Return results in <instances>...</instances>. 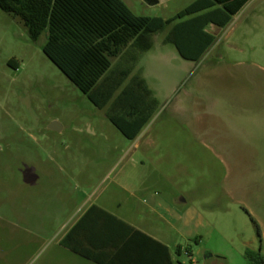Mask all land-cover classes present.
Here are the masks:
<instances>
[{"label":"rangeland","instance_id":"obj_1","mask_svg":"<svg viewBox=\"0 0 264 264\" xmlns=\"http://www.w3.org/2000/svg\"><path fill=\"white\" fill-rule=\"evenodd\" d=\"M121 1L163 19L190 4ZM169 29L135 52L157 106L128 140L45 56L46 33L34 42L0 10V264H58L89 205L164 242L172 264H264V0L198 62L164 43Z\"/></svg>","mask_w":264,"mask_h":264},{"label":"trees","instance_id":"obj_2","mask_svg":"<svg viewBox=\"0 0 264 264\" xmlns=\"http://www.w3.org/2000/svg\"><path fill=\"white\" fill-rule=\"evenodd\" d=\"M247 1L217 7L213 0H195L170 19L136 16L121 0H0V10L18 16L32 41L46 33L45 56L96 108L106 109V118L124 137L134 140L150 121L157 101L146 81L132 76L131 66L114 70L112 60L128 47L150 50L153 36L170 26L164 43L173 44L183 60L198 62L216 43L208 27L224 28ZM96 213L103 215L102 223L87 229V219ZM82 231L86 241L76 243L73 238ZM257 233L261 236L258 226ZM136 244L172 264L167 246L97 205L90 206L62 242L96 264H121Z\"/></svg>","mask_w":264,"mask_h":264},{"label":"crops","instance_id":"obj_3","mask_svg":"<svg viewBox=\"0 0 264 264\" xmlns=\"http://www.w3.org/2000/svg\"><path fill=\"white\" fill-rule=\"evenodd\" d=\"M190 2L188 3H192L195 0H189ZM215 2V4L217 5V7H222L225 4L234 2L236 0H213ZM254 0H248L246 2V4L242 7V9L236 14L239 15L241 14L244 10H246V8L253 2ZM150 4L152 5H156L159 4L161 2V0H149ZM189 5V4H188ZM235 15V16H236ZM234 17V16H233ZM221 29H217L214 26H209L208 27V31L214 33L215 35L220 31ZM217 31V32H216ZM128 53L126 55V53L122 52V54H120V56H118L117 58H114L112 60V68L114 70H116L117 68L120 67H124V66H131V63L135 61V52L136 50L134 48L128 47ZM136 55L138 56V53L136 52ZM144 79V78H143ZM145 80V79H144ZM144 129V128H143ZM143 131V130H142ZM141 131V132H142ZM141 134V133H140ZM139 134V135H140ZM139 135L137 136V138L139 137ZM136 138V139H137ZM135 140V139H134ZM89 205L87 207H77L74 212L72 213L71 217L68 219V224H67V228L65 229V231L58 237V246L69 252L70 255H61L60 261L58 264H96L95 262L88 260L78 254H75L71 251H69L68 249H66L63 245L62 242L64 240V238L66 237V235L68 234V232L84 217V215L87 213V211L90 209ZM102 210L108 212L109 214L117 217L118 219L126 222L127 224L131 225L132 227H134L135 229L141 231L142 233L148 235L149 237L153 238L154 240L162 243L163 245L167 246L164 242L158 240L157 238L151 236L150 234L142 231L141 229H139L136 226H133L130 222L126 221L125 219H123L122 217L114 214L113 212H111L110 210H107L103 207H100ZM102 218L103 215L96 213V215H93L91 217H89V219H87V222L85 223V227L88 229L89 227H95V226H100V224L102 223ZM80 235L75 236L73 238V240L76 243H85L86 241V232L82 231L81 233H79ZM133 248L135 249V251L132 254L129 255H125L121 260V264H165V259L162 256L157 255L154 252L151 251H147L144 252L143 247L141 248L140 245H132ZM168 247V246H167ZM171 256V253H170ZM171 261H172V257H171Z\"/></svg>","mask_w":264,"mask_h":264},{"label":"water","instance_id":"obj_4","mask_svg":"<svg viewBox=\"0 0 264 264\" xmlns=\"http://www.w3.org/2000/svg\"><path fill=\"white\" fill-rule=\"evenodd\" d=\"M147 1H149V0H147ZM58 125L56 124V123H53L52 125H51V129H56V127H57Z\"/></svg>","mask_w":264,"mask_h":264}]
</instances>
